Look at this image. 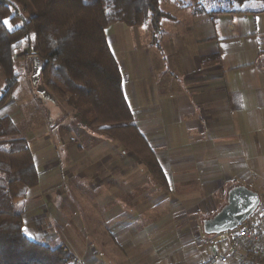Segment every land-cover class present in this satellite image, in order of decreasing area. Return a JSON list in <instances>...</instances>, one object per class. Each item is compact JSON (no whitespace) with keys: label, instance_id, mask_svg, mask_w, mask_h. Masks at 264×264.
Here are the masks:
<instances>
[{"label":"crops","instance_id":"crops-1","mask_svg":"<svg viewBox=\"0 0 264 264\" xmlns=\"http://www.w3.org/2000/svg\"><path fill=\"white\" fill-rule=\"evenodd\" d=\"M239 6L242 8L216 10L203 0L161 3L171 18L162 20L159 36L173 30L171 25L180 24V17L188 27L176 32L181 39L163 46L159 36L154 44L140 31L147 26L132 28L137 32L128 40L130 48L120 38L124 34L121 24L107 28L126 100L165 171L169 188L157 183L118 144L85 129L89 144L84 149L93 151L80 152L78 173L56 161L51 151L39 155L29 138H24L38 173H44H39L42 183L32 193H40V199L27 200L21 210L29 238L42 244L53 235L52 229L45 231L44 224L53 227L61 222L56 221L58 209L49 193L63 191L77 181L83 187H78L79 206L100 212L101 231L96 236L100 248H92L87 256L83 243L75 250L66 245L82 264H197L200 256L227 246L229 234H223L207 237L208 243L215 244L209 251L199 249L198 224L208 208L221 207L215 201L203 204L204 196L216 191L220 202L226 203L233 185L264 194V3ZM153 46L161 55H152ZM165 53L173 73H166L163 66ZM142 68L147 83L140 82ZM1 117L8 116L3 113ZM172 162L173 172L166 167ZM41 191L47 193L46 198Z\"/></svg>","mask_w":264,"mask_h":264},{"label":"trees","instance_id":"trees-1","mask_svg":"<svg viewBox=\"0 0 264 264\" xmlns=\"http://www.w3.org/2000/svg\"><path fill=\"white\" fill-rule=\"evenodd\" d=\"M27 1L33 16L19 28L22 18L18 11L9 0H0V72L6 86L0 108L19 85L16 57L25 40L34 37L36 55L44 62V85L73 112L79 126L118 144L140 161L160 185L169 188L165 171L137 127L126 100L123 75L106 30L115 24L131 29L149 26L157 44L162 20L171 18L161 9V3L172 0ZM223 1L231 6L264 3ZM40 185L28 142L11 118L0 116V264H71L74 256L68 247L52 249L37 243L24 228V214L17 205L26 202Z\"/></svg>","mask_w":264,"mask_h":264},{"label":"rangeland","instance_id":"rangeland-1","mask_svg":"<svg viewBox=\"0 0 264 264\" xmlns=\"http://www.w3.org/2000/svg\"><path fill=\"white\" fill-rule=\"evenodd\" d=\"M9 1L13 4L15 9L18 11V14H20L22 18L20 23H18L17 25V27L20 28L23 25V21H29L32 18L33 11L27 0H9ZM85 1L90 3L93 2L94 0H85ZM186 1L189 2L190 4L192 3L194 4L196 0H186ZM203 1H206L207 4L209 3V5L215 8L216 10H224V9L234 10V9L242 8V6L239 5L231 6L227 1H223V0H203ZM245 5H246L245 7H249L248 5L250 4H245ZM162 8H166V6L162 4ZM186 23H187L186 20L180 17V24L171 25V29L173 30H166V33L164 35L159 36L160 44L162 41L161 46H163L165 42H173L176 41L177 39H181L182 35H178L176 32L178 31L179 33L181 31L180 28L187 29L188 27H186ZM120 27H123L124 29V34H121L120 38L125 42L124 45L127 48H130L128 40L131 37V34L137 32V30H132L122 24L120 25ZM140 31L149 37L151 43L153 42V34L150 27L147 26L146 28H143ZM183 38L186 37L183 36ZM159 51L160 50L156 46H153L151 49L152 55L155 57L156 55L159 56L160 54ZM165 51H166V47H164V52ZM36 54H37L36 40L34 39V37L27 38L24 42L22 51L19 52L18 56L16 57V66H17L16 70H17V74L19 75V85L14 91L11 99L8 101V103H10L11 106L9 108L7 107L0 108V116L3 113H5L9 118L12 119V122L20 131L21 137L23 139L29 138L28 141L30 140V142H32L33 149L36 153H39V155H41L42 152L46 153L47 151H51L55 153V157L58 158L56 161H60L62 164H65L66 167L68 166L70 168L69 171L71 173H78L79 167L77 163L79 161V158L81 157L80 152L83 151L91 152L93 150L89 148L84 149V147L86 148L87 144H89L87 143L88 141H86L85 139V137H87V134H85L84 129H82L79 126L78 120L74 118L73 112L68 108H66V106L61 101H59L58 97L54 96V98L56 99V103L47 102L46 104H44L39 101V96L36 95V93L34 92V90L30 85L29 72H28V60L31 56H35ZM164 56L167 61V63L164 62L163 64L166 73H173L174 68L171 64L169 65L167 53H165ZM162 70L163 67L161 64V69H159L158 71L159 73L157 76L159 79L162 77ZM127 76H128V72H125V77ZM139 79H141L140 80L141 83H143L142 81H144V83H147V76L145 75L143 68L140 70ZM5 88H6L5 81L2 73L0 72V98L3 96ZM89 134L98 135L92 132H89ZM168 144H170L169 147L171 148L174 147V144L171 140L168 142ZM68 157L70 158L68 159ZM63 160H66L65 161L66 163H64ZM50 164L51 163H49V165ZM43 165H44L43 167H45L46 161L43 162ZM74 165H76L77 167H74ZM172 165L173 162L171 166L168 165L165 166L167 167L168 170L173 172L174 166ZM39 173L42 175L44 174L41 173V170L39 171ZM93 178H94V174L90 177V179ZM170 179L172 182H174L173 175H170ZM78 185L79 184H77V181H73V182L71 181L69 183V186H66L67 190L64 189L62 191L59 188L58 190L51 191L49 193V196L51 197V201H53L52 203H54L56 208L58 209V210L56 209L59 214L58 219L56 221H58L59 223L61 222V224L59 226L54 225L53 227H48L46 223L44 224L45 231H49L50 229H52L51 233H53V235L49 239L44 240L42 242L43 245L49 246L52 249H56L60 247L62 244H64V246L66 245L68 247L70 246L72 249L75 250L78 248L81 242L86 247L84 250L86 251V253L88 251L90 252L92 248L93 249L100 248L99 244L97 245L99 241L96 239V236L99 237L98 235H100V231H101L99 230V225H98V221L100 220V214H99L100 212L99 210L94 209V207L89 206L83 208L79 206L78 204L79 197H77V194H79L80 190H78L79 187ZM79 188L81 190L83 189V187H79ZM41 193L44 197L47 194L46 192L43 193V191H41ZM68 194L70 195L69 197ZM40 195H41L40 193L33 194L28 198V200L38 201L40 199ZM219 198L220 195H218V192L216 191L209 193V195H207L206 197L204 196L205 200L203 201V204H211L214 203L215 201V204L221 203V207H219V209H212L211 207L208 208L207 214H205L203 220L214 217L219 212V210L226 204L225 200L220 202ZM22 207H23V203H19L17 205V208L20 211L22 210ZM28 213L29 211L27 210L26 216H28L29 217L28 220H30L31 215L30 213L28 215ZM44 219H46L45 215H44ZM202 222H200L197 226L198 231H195L196 227H194V231L199 233L200 235L199 249L209 251L208 249L209 246L215 244L208 243L210 239L207 238L208 236L203 234ZM87 256H89L88 253ZM71 264H73V262H71Z\"/></svg>","mask_w":264,"mask_h":264},{"label":"water","instance_id":"water-1","mask_svg":"<svg viewBox=\"0 0 264 264\" xmlns=\"http://www.w3.org/2000/svg\"><path fill=\"white\" fill-rule=\"evenodd\" d=\"M44 62L37 56L28 60L30 85L39 101L56 103L54 96L43 83ZM260 194L246 186L235 185L227 196L226 204L212 218L202 222L203 233L206 236H220L231 233L243 226L260 206Z\"/></svg>","mask_w":264,"mask_h":264},{"label":"built area","instance_id":"built-area-1","mask_svg":"<svg viewBox=\"0 0 264 264\" xmlns=\"http://www.w3.org/2000/svg\"><path fill=\"white\" fill-rule=\"evenodd\" d=\"M255 214L239 229L226 233L228 244L207 257L200 256L197 264H264V194ZM73 264H82L77 258Z\"/></svg>","mask_w":264,"mask_h":264},{"label":"snow or ice","instance_id":"snow-or-ice-1","mask_svg":"<svg viewBox=\"0 0 264 264\" xmlns=\"http://www.w3.org/2000/svg\"><path fill=\"white\" fill-rule=\"evenodd\" d=\"M3 23H4L5 25H8L9 28H11V25L9 24V21H8V20H4Z\"/></svg>","mask_w":264,"mask_h":264},{"label":"flooded vegetation","instance_id":"flooded-vegetation-1","mask_svg":"<svg viewBox=\"0 0 264 264\" xmlns=\"http://www.w3.org/2000/svg\"><path fill=\"white\" fill-rule=\"evenodd\" d=\"M56 114V113H55Z\"/></svg>","mask_w":264,"mask_h":264}]
</instances>
